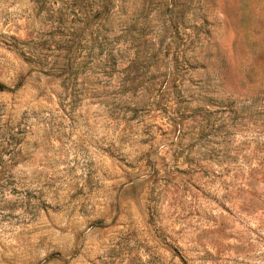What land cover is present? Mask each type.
Listing matches in <instances>:
<instances>
[{
    "label": "rangeland",
    "instance_id": "obj_1",
    "mask_svg": "<svg viewBox=\"0 0 264 264\" xmlns=\"http://www.w3.org/2000/svg\"><path fill=\"white\" fill-rule=\"evenodd\" d=\"M0 264H264V0H0Z\"/></svg>",
    "mask_w": 264,
    "mask_h": 264
},
{
    "label": "trees",
    "instance_id": "obj_2",
    "mask_svg": "<svg viewBox=\"0 0 264 264\" xmlns=\"http://www.w3.org/2000/svg\"><path fill=\"white\" fill-rule=\"evenodd\" d=\"M4 87H3V85L0 83V90H2Z\"/></svg>",
    "mask_w": 264,
    "mask_h": 264
}]
</instances>
